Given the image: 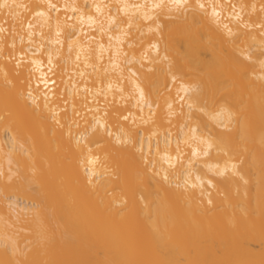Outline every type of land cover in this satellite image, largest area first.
Segmentation results:
<instances>
[{"label":"bare ground","instance_id":"1","mask_svg":"<svg viewBox=\"0 0 264 264\" xmlns=\"http://www.w3.org/2000/svg\"><path fill=\"white\" fill-rule=\"evenodd\" d=\"M0 264H264V0H0Z\"/></svg>","mask_w":264,"mask_h":264}]
</instances>
